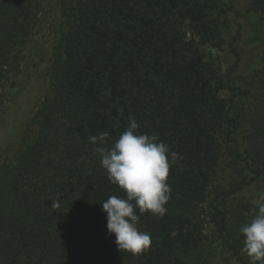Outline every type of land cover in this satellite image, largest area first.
Instances as JSON below:
<instances>
[{"label": "trees", "instance_id": "obj_1", "mask_svg": "<svg viewBox=\"0 0 264 264\" xmlns=\"http://www.w3.org/2000/svg\"><path fill=\"white\" fill-rule=\"evenodd\" d=\"M42 10L43 0H0V84L19 71ZM249 10L264 19V0ZM222 11L219 0H62L52 95L32 115L33 139L0 164V264H188L206 237V206L229 257L253 264L239 229L256 205L228 203L243 186L264 189V68L241 86L205 58L202 47L222 43ZM130 116L182 156L167 213L140 216L152 244L138 256L108 235L101 203L125 194L89 141L107 132L111 146ZM223 143L246 173L234 188L215 184Z\"/></svg>", "mask_w": 264, "mask_h": 264}, {"label": "rangeland", "instance_id": "obj_2", "mask_svg": "<svg viewBox=\"0 0 264 264\" xmlns=\"http://www.w3.org/2000/svg\"><path fill=\"white\" fill-rule=\"evenodd\" d=\"M223 11L220 15L222 43L204 46L207 60L219 66L221 77L230 71L235 84L243 86L264 68V19L249 10L250 0H219ZM62 0H43V10L26 46L23 48L19 71L0 84V164L11 162L18 151L29 143L36 126L32 115L39 103L52 95L50 65L59 49L66 31L61 13ZM220 96L227 97L225 90ZM243 127L236 135L242 139ZM217 165L215 184L234 188L246 174L229 156L226 143ZM210 192L208 202H214ZM240 201L257 205L264 202V189L256 181L243 186L228 203L234 206ZM210 209L205 208L204 243L192 254L188 264H239L229 257L214 226L209 222Z\"/></svg>", "mask_w": 264, "mask_h": 264}, {"label": "clouds", "instance_id": "obj_3", "mask_svg": "<svg viewBox=\"0 0 264 264\" xmlns=\"http://www.w3.org/2000/svg\"><path fill=\"white\" fill-rule=\"evenodd\" d=\"M139 128V123L130 116L124 131L111 146L107 132L89 137L93 154L100 157L108 180L125 194L109 196L101 203L108 235L114 234L118 249L133 256L150 250L151 234L138 227L140 216L149 213L162 218L167 213L165 205L171 199L169 170L182 159L156 135L141 133ZM51 207L59 209L60 201L52 200ZM239 230L244 238L243 251L253 264H264V202L256 205L250 221Z\"/></svg>", "mask_w": 264, "mask_h": 264}]
</instances>
